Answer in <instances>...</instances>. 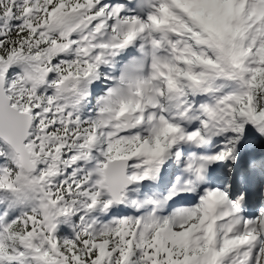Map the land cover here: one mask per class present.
Returning a JSON list of instances; mask_svg holds the SVG:
<instances>
[{
  "label": "snow or ice",
  "instance_id": "1",
  "mask_svg": "<svg viewBox=\"0 0 264 264\" xmlns=\"http://www.w3.org/2000/svg\"><path fill=\"white\" fill-rule=\"evenodd\" d=\"M0 264H264V0H0Z\"/></svg>",
  "mask_w": 264,
  "mask_h": 264
}]
</instances>
